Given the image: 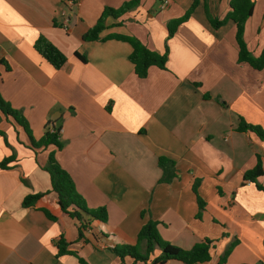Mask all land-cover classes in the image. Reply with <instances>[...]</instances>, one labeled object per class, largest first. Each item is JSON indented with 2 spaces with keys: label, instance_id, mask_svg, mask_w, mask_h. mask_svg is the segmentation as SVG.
Here are the masks:
<instances>
[{
  "label": "crops",
  "instance_id": "obj_1",
  "mask_svg": "<svg viewBox=\"0 0 264 264\" xmlns=\"http://www.w3.org/2000/svg\"><path fill=\"white\" fill-rule=\"evenodd\" d=\"M66 1L0 0V94L23 114L35 140L53 126L61 127L63 143L34 149L25 129L1 115L0 164L14 161L0 168V264H121L110 249L135 245L149 220L158 222L161 239L184 250L212 240L206 264H218L231 246L225 264H264V191L244 180L257 155L264 168V142L238 131L241 118L264 130V70L239 63L232 21L214 28L209 20L225 19L232 0H199L171 39L168 24L195 0H141L119 19L108 18L95 42L83 36L105 8L130 0H83L77 7ZM252 1L244 39L260 56L264 0ZM41 36L66 56L60 70L35 50ZM113 36L137 38L158 54L168 48L166 70L151 67L138 78L131 45ZM51 153L87 208L107 210L105 223L84 216V239L52 191L45 170ZM160 158L175 163L170 183L161 181ZM258 183L264 187V177ZM36 194L44 196L24 208ZM198 196L206 204L201 214ZM61 237L73 255L59 256Z\"/></svg>",
  "mask_w": 264,
  "mask_h": 264
},
{
  "label": "trees",
  "instance_id": "obj_2",
  "mask_svg": "<svg viewBox=\"0 0 264 264\" xmlns=\"http://www.w3.org/2000/svg\"><path fill=\"white\" fill-rule=\"evenodd\" d=\"M140 1L141 0H130L124 3L119 9L105 8L96 25L83 36V40L85 42H95L100 40L102 33L107 29L106 22L108 18L119 19L133 9H136L140 5ZM205 2H207V0H205ZM198 3L199 0H195L191 9L183 17L173 20L168 24V39L173 38L178 28L189 20ZM230 6L232 10L225 19L221 20L209 16L210 23L214 28H219L225 25L228 21H232L236 26L239 63H246L257 71L264 70V50L260 56H255L249 51L244 39L246 23L252 17L254 12V2L252 0H232ZM111 38L131 45L132 53L129 56V60L133 64L135 74L138 78L145 79L148 76L151 67L166 70L169 53L168 48H166L164 54H158L149 50L137 38L128 36H113ZM34 47L38 54L55 70H60L67 62L66 56L43 36L36 41ZM76 56L80 60L85 61V59L78 53ZM2 63L8 68V65L4 61H2ZM1 115L6 118L11 117L25 129L34 149H47L49 146H55L58 149L63 148V143L59 140L61 127L47 126L44 136L39 141L35 140L23 114L20 111L13 109L0 94V121L2 117ZM49 124L53 123L50 121ZM238 131L242 133H253L264 142V130L260 126L249 124L243 118L240 119ZM0 134L3 135L1 132ZM13 161L14 159L12 157L4 160L0 164V168H7V166ZM159 165L164 171V177L161 181L170 183L175 177V163L166 158H160ZM45 170L51 176L52 191L58 196V205L61 211L71 219L77 220L80 223L78 229L79 240L86 238V223L84 222V216H89L94 220H100L104 223L107 221L106 208L103 207L94 210L87 208L83 197L76 191L72 177L60 167L54 158L53 153L49 156ZM261 177H264V168L261 157L257 155L256 166L244 174V180L255 184L258 190L264 191V187L258 183V179ZM197 187L198 185L195 184L194 192L198 195ZM43 196L44 194L29 195L24 199L22 205L24 208L34 207ZM197 200L201 214L205 209L206 204L201 198H199V196L197 197ZM43 212L51 221H56V218L52 216L47 209H43ZM143 215L144 212H142V216ZM157 227V221L149 220L140 230L135 245H117L110 249L111 253L118 258L121 264H127L128 260L131 261L132 264H167L170 261L180 262L182 264H206L211 261V251L213 249L212 240L205 239L194 245L190 250H184L169 243H162ZM57 245L59 256L74 254L69 250L71 243L67 242L63 237L59 239ZM233 247L234 246H231L226 250L218 264L226 263ZM157 250H159L160 253L158 256L154 257ZM79 261L81 264H88L82 258H79Z\"/></svg>",
  "mask_w": 264,
  "mask_h": 264
},
{
  "label": "built area",
  "instance_id": "obj_3",
  "mask_svg": "<svg viewBox=\"0 0 264 264\" xmlns=\"http://www.w3.org/2000/svg\"><path fill=\"white\" fill-rule=\"evenodd\" d=\"M83 0H67L66 5L68 7H77L82 3Z\"/></svg>",
  "mask_w": 264,
  "mask_h": 264
},
{
  "label": "rangeland",
  "instance_id": "obj_4",
  "mask_svg": "<svg viewBox=\"0 0 264 264\" xmlns=\"http://www.w3.org/2000/svg\"><path fill=\"white\" fill-rule=\"evenodd\" d=\"M25 131V130H24ZM161 242L162 243H167V241H165L164 239H161Z\"/></svg>",
  "mask_w": 264,
  "mask_h": 264
}]
</instances>
